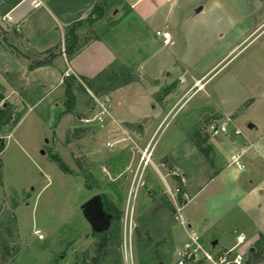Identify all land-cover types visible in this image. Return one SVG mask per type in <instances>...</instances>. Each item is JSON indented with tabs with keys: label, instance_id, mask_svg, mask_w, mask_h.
I'll return each mask as SVG.
<instances>
[{
	"label": "rangeland",
	"instance_id": "374dc122",
	"mask_svg": "<svg viewBox=\"0 0 264 264\" xmlns=\"http://www.w3.org/2000/svg\"><path fill=\"white\" fill-rule=\"evenodd\" d=\"M239 1L243 11L257 7V2L262 8L251 18L242 17L237 9ZM121 2L104 3L99 19L80 33L81 40L89 42L81 49L103 40L110 52L115 56L123 54L125 61L134 56L141 58L142 72L156 82L135 72L133 83L113 88L102 97H92L94 112L60 119L61 106L52 103L60 93L61 104L64 100L58 79L46 95H40L39 88H35L34 95H28L26 91L34 83L22 81L15 74L7 79L9 88L0 85V234L8 247L6 259L0 253V264L81 262L96 235L83 219L81 206L95 195L102 196L106 206L121 213L118 229L122 264H138L139 258L145 260L153 255L159 257V264H174L177 251L187 242L185 229L199 235L207 247L218 240L216 250L234 247L236 237L242 236L244 243L234 253L244 257L254 250L260 234L264 235V192L259 190L264 191V185L258 186L264 180V143L254 147L260 151L259 160L251 161L248 153L232 161L233 154L225 146L234 135L212 139L207 133L209 125L224 120L217 110L220 102L214 92L220 86L224 95L229 91L243 95V87L257 96L253 108L238 117L233 126L241 133H248V124L260 126L259 131L251 133L252 140L264 132V30L230 55L229 50L221 48L223 44L213 49L222 35L228 41V31L239 22L249 20L255 23L253 30L258 27L264 20L258 16L264 13V0H171L166 5L159 4L149 28L144 30L141 23L126 16V8L120 6L118 13L114 12L112 7ZM168 11L174 13V18L165 15ZM167 25L172 44L164 49L150 31ZM12 40L2 39L1 50L16 57L17 50L11 48L14 46L24 53L27 46ZM64 47L62 40L59 51ZM86 53L92 56L95 51ZM235 53L208 79L203 91H196L191 81L195 64L207 69L212 60L216 63L225 57L206 79ZM34 60L44 61L35 56ZM67 67L65 63L59 65L61 72ZM180 75L186 79L181 90L175 86L179 80L170 81ZM233 75L239 80L238 86L230 83ZM167 92L174 93L167 106L173 101L178 103L155 130L159 119L156 116L158 120L154 121L151 116L164 109ZM104 98L109 101V116L104 123L83 124L81 120L97 113L94 99ZM149 101L158 112L152 110ZM149 144L150 164L142 171L141 153ZM52 154L72 174L61 173L49 159ZM225 166L222 173L214 175ZM238 166L243 167V172L238 171ZM176 189L185 229L174 220L176 211L168 191ZM35 230L40 231L42 240L36 238ZM135 231L141 241L147 238L150 245L137 242ZM255 252L263 254L264 244ZM256 264H264V258Z\"/></svg>",
	"mask_w": 264,
	"mask_h": 264
},
{
	"label": "crops",
	"instance_id": "0c3cea01",
	"mask_svg": "<svg viewBox=\"0 0 264 264\" xmlns=\"http://www.w3.org/2000/svg\"><path fill=\"white\" fill-rule=\"evenodd\" d=\"M111 1L113 0H38V2L37 0H0V23L2 24V26H4L3 28L6 30H9L10 28H15L16 36L10 37L11 39H13L12 40L13 42L17 43L18 45L23 44L27 46L24 47V49L22 50L24 51V53H20L21 49L11 46V48L17 50L18 52L16 57L10 55V53L7 50L5 51L1 50L2 47L0 46V85L4 88H9V85L7 84L8 82L7 79L11 74H15L17 78H20V80L22 79V81H28L34 83L32 88H30L31 91L30 90L26 91L28 95H34V92L36 91L35 88L40 89V95H46L49 87L52 86L57 79H58L57 84L60 81L62 82L63 78L68 77L69 75L75 77H82L86 79H93L97 75L102 73L104 70L108 69L111 65L115 64L116 61H118L117 63H119V65L124 67L136 65V72H138L140 76H144L147 78L146 74L142 72L143 60L141 58L137 59L134 56L132 60L125 61L122 59L123 54H118L119 56H115L114 53L110 52L108 47H106L105 43H103V40L88 45L87 47L81 49L74 56H72L70 59L67 60L65 59L66 58L65 54H61L64 53L63 51L64 49L59 51L60 43L62 40H64V33L67 27L79 23L81 21H84L89 16L94 6ZM121 1L122 2L120 5L117 4L115 8L112 7L114 12L118 13V11L120 10V6L121 8H123V10L126 8L125 9L127 12L126 16L127 15L132 16L137 21L138 25L139 23H141L142 27L140 28H143V30L149 28V25L151 24V18L153 14H155V12L158 11V8L160 6L159 4L166 5L171 2V0H169L168 2L164 0H121ZM242 7L243 5L239 1L237 7L239 13L242 15V17L246 16L248 18L253 17L254 12H257V10L262 8L261 4L258 2H257V7L252 6V8L249 9V12H247L248 10L243 11ZM165 15L169 16V18H174V13L172 11H168ZM258 16L259 18L263 19L264 13H259ZM254 25L255 23L249 20H245V22L244 21L239 22L230 31H228L229 34L228 41L227 40L225 41L227 36L222 37L223 36L222 35L220 37V39L222 40L219 39L217 40V42H214L213 49L215 50L217 46L223 44L224 46L221 48L223 50H229L230 51L229 55H230L243 42H246V44L244 45L245 47L246 45L251 43L264 30L263 27L260 31L257 32V30L260 27L264 26V20L258 27H256L253 30ZM167 27L168 25L165 26L163 29L156 28L153 32L150 31L151 35H153L155 31L169 32ZM241 37H244L242 42L240 44L235 45L236 41L240 40ZM171 44H172V37H171ZM162 48L167 49L168 47H162ZM91 49L95 51V54L89 56L86 52L87 50H91ZM242 49L243 47H241V49L239 50ZM51 53H53L52 56ZM236 53L228 61L220 65L213 72V74L206 79L204 78L208 75V73H210L211 70L215 69L225 57L216 63H214V60H212L209 66L207 67V69H203V68L201 69L199 67V64H195L193 67V72L195 73V76L197 75L199 76L198 77L194 76L191 81L194 83V86L197 88L196 91H203L205 89L204 85L206 84L208 79H210L212 76L217 74L231 59H233L236 56ZM34 56L40 58H48V60L45 61L46 63L39 64L40 63L39 62L37 64V62H33ZM32 62L35 63L36 66L32 67L31 65ZM60 63H65L68 66L67 69L63 72H61L59 69ZM147 79L149 81L156 82L154 79L151 78H147ZM173 80H179V83L175 85L176 89L179 88V90H181L184 87L186 82V79L184 78L183 75H180L179 78L177 79L170 78V81L173 82ZM229 80L230 83H232V85L238 86L239 80L237 79L236 76L234 75L230 76ZM262 80H264V72L262 74ZM134 81H136V79ZM31 83L29 85H31ZM239 86L241 87L242 85ZM242 90H243V95H241L240 93L238 95L237 94L234 95V93L231 91H229L227 95H224L223 93H221L223 91L222 86H220V88L214 91L215 97L218 96L216 99H218V101L220 102V105L217 108L220 116L224 119L229 118L232 121V123L236 121L238 117H240L241 115L249 112L255 104V99H256L255 97L257 96L254 97L253 93L247 90L246 88L242 87ZM87 92L90 94V96H92L88 90ZM186 93L187 92H185L182 96H180L179 99L181 100ZM218 93L221 95H218ZM60 94L54 98L52 103L58 102L59 105L61 106V112H62V104L61 101L59 100V98L61 97ZM261 96L264 99L263 97L264 93H262ZM173 97H174L173 92H167L164 94L165 100L163 101L162 105H164L165 103L166 104L164 109L160 112H158L156 110V107L153 104H151V102L149 101L152 110L159 113L157 115L151 116L153 117L154 121L159 119L155 130H158L161 127L164 119L176 106V103H178V101L176 100L177 101L176 103L173 101L171 102L170 106H167L168 98H173ZM61 112H59L58 115ZM159 115L162 118H159ZM156 116H158V119H156ZM145 120L146 119H144L143 122ZM121 122H125V121L122 120ZM253 124L254 123L248 124V125H252L251 129L247 128L248 133L240 132L241 134L238 137L232 136V142H229V145L227 144L225 146L228 150L226 148L225 149L229 151L231 154L238 155L237 157L233 155L231 156V159L232 157H234L233 159L234 161H237L238 157L243 158L248 153L249 154L247 155V158H249L251 161L254 162V160L257 161L260 159L261 157L260 151H258L254 147L257 144L261 145L262 143H264V132H262L258 137L252 140L251 133L253 131L254 132L259 131L258 128L260 127L258 125L256 126L255 124L254 125ZM236 151H239V153H237ZM226 167L227 166H225L224 168H220L219 170L216 171L214 175L215 176L219 175L224 171V169H226ZM238 171L240 172L239 169ZM258 184H259L258 186L264 185V180L263 182H260ZM259 190L260 193L263 194L264 191L262 189ZM187 227L190 228V226ZM216 241L218 243V240Z\"/></svg>",
	"mask_w": 264,
	"mask_h": 264
},
{
	"label": "trees",
	"instance_id": "16d2710c",
	"mask_svg": "<svg viewBox=\"0 0 264 264\" xmlns=\"http://www.w3.org/2000/svg\"><path fill=\"white\" fill-rule=\"evenodd\" d=\"M103 7L104 3L94 6L89 16L84 21L73 24L65 29L64 54L68 59L74 56L78 51L81 50L82 47L89 43L88 41L81 40L80 33L84 30V28L90 24H93L95 20L99 19L104 9ZM3 27L4 26H2L0 23V42L2 39L7 37L16 36L15 28L6 30ZM52 55L53 53H51V56ZM43 60L44 61H40V63L36 60H33V62H37V64H43L46 63L45 61L48 60V58H43ZM33 62L31 63L32 67L36 66ZM135 72L136 65L124 67L115 63L93 79L75 77L72 75L63 78L61 86L63 87L64 100L62 102V112L58 115V119L65 115L76 118L84 111H88L90 113L94 112L92 96L94 98H99L111 92L113 88H121L132 83L135 80ZM87 90L92 96H90ZM88 108L89 110H87ZM49 159L57 166L61 173L72 174V171H68L58 156L52 154ZM85 178L87 179L86 176ZM100 198L103 203L104 211L107 214L112 215V220H114L115 223L113 224L111 221L108 231L96 234L93 237V243L91 244L89 250L83 254L82 258H80L81 262H77L76 264H122L119 254L121 238L118 229V222L121 217V213L106 206L103 197L100 196ZM135 236L137 242H142L146 246L150 245V242L147 238H144V240L141 241L142 237L139 236L138 231H135ZM261 244H264L263 235L259 236L258 240L254 244V247L260 248ZM255 248L254 250H249L244 264H256L261 258H264V253L258 256V253L255 252ZM0 251V253L3 254L1 255V258L6 259L5 257L8 254V247L6 246L3 237H1V234ZM138 264H159V257L153 255L145 260L139 258Z\"/></svg>",
	"mask_w": 264,
	"mask_h": 264
},
{
	"label": "built area",
	"instance_id": "2783aa9c",
	"mask_svg": "<svg viewBox=\"0 0 264 264\" xmlns=\"http://www.w3.org/2000/svg\"><path fill=\"white\" fill-rule=\"evenodd\" d=\"M168 2L169 0H164ZM38 2V0H37ZM154 38L161 44L162 47H168L171 44V35L169 32L165 31H155ZM96 101L97 113L89 119H83L81 122L83 124H96L101 126L105 118L109 116V101L107 98L102 99L101 101ZM207 133L212 139H216L228 133L233 134L234 136H239L241 133L238 129L233 126L232 121L229 118L222 120L217 124H211L207 128ZM150 144L146 149L141 153V159L139 166H143L142 171L150 164L152 151L149 150ZM234 157H232V160ZM234 161V160H233ZM240 172H243V167L238 166ZM172 198V203H174V210L176 211L174 220L179 222L181 226L185 229V222L180 216L181 206L177 204L176 196L179 193V190H174L173 193L168 191ZM187 197L184 195L183 199ZM188 228V227H187ZM131 229V227L129 228ZM190 229V228H189ZM187 242L182 246L180 250L176 253V258L174 264H244L246 257L241 254H235V248L244 243L242 236L236 237L235 246L229 249L216 250V247L212 249L210 246L207 247L202 242V239L199 235L191 230H186ZM34 235L40 241L43 239L40 231L35 230ZM125 248V246H124Z\"/></svg>",
	"mask_w": 264,
	"mask_h": 264
},
{
	"label": "water",
	"instance_id": "95a60500",
	"mask_svg": "<svg viewBox=\"0 0 264 264\" xmlns=\"http://www.w3.org/2000/svg\"><path fill=\"white\" fill-rule=\"evenodd\" d=\"M247 128L251 129L252 125H248ZM81 214L86 223L91 227L92 235L94 233H104L110 228L112 216L104 211L103 203L98 195L91 197L83 203L81 206ZM217 244L215 240L210 243V247L214 249Z\"/></svg>",
	"mask_w": 264,
	"mask_h": 264
}]
</instances>
